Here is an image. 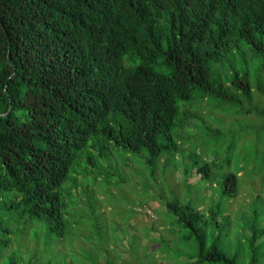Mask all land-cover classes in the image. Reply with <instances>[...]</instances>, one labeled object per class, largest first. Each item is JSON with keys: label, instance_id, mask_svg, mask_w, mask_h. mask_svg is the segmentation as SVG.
<instances>
[{"label": "trees", "instance_id": "16d2710c", "mask_svg": "<svg viewBox=\"0 0 264 264\" xmlns=\"http://www.w3.org/2000/svg\"><path fill=\"white\" fill-rule=\"evenodd\" d=\"M246 48L264 55V0H0V264H33L31 228L44 249L70 232L77 153L110 146L143 157L153 189L178 163L200 176L198 188L184 178V197L167 183L172 237L154 240L176 248L169 264H264L263 194L233 214L238 171L183 138L208 97L249 114L254 87L264 96V78L233 65ZM208 181L216 198L202 208Z\"/></svg>", "mask_w": 264, "mask_h": 264}, {"label": "rangeland", "instance_id": "374dc122", "mask_svg": "<svg viewBox=\"0 0 264 264\" xmlns=\"http://www.w3.org/2000/svg\"><path fill=\"white\" fill-rule=\"evenodd\" d=\"M261 61H264L263 54H252V50L246 48L243 53H236L233 65L248 69L255 83L260 76L264 78V68L259 69ZM218 76L223 77L221 71ZM208 100L207 108L204 98L186 101H196L195 107L205 104L201 112L206 114H201L202 118L195 121V127H186L183 138H192L191 146L201 152L200 157L227 162L230 170L238 171V194L226 200L235 214L246 209L256 194L262 193L264 197V116L256 112L258 107L264 108V96L254 87V101L243 104L245 111L253 110L249 114H238L237 106L232 103L222 105L213 97ZM222 114L225 119L214 116ZM93 151L89 154V147H86L77 153L73 175L63 184L70 206V232L64 237H52L51 245L46 247L49 249H44L47 233L31 228L32 236L41 238L43 246L39 249L40 254L35 252L29 261L33 264H46L50 259L52 264H169L166 255L173 256L176 248L160 251L161 243L154 239H171L172 233L168 230L171 215L166 201L171 198L170 190L180 197L185 196L184 178L190 174L178 163L170 167L166 178L159 176L157 183L160 186L153 189L150 169L143 157L134 156L138 153L126 154L122 148L113 146L104 150L105 155H99L98 149ZM91 155L93 157L89 159ZM164 160L163 156L156 171L158 175H162L160 168ZM199 177L191 176L188 180L198 188L201 186L197 182ZM202 184L208 186L199 192L204 208L216 198V182ZM76 185L77 194L70 189ZM154 192H162L165 198H153ZM197 194L193 193V197ZM28 240L31 241L29 236L24 240V247ZM36 243L33 240L30 246L34 247Z\"/></svg>", "mask_w": 264, "mask_h": 264}]
</instances>
